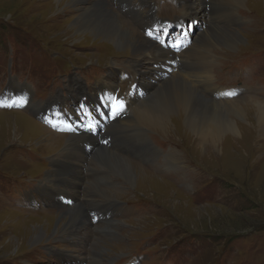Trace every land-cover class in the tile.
<instances>
[{"label":"rangeland","instance_id":"1","mask_svg":"<svg viewBox=\"0 0 264 264\" xmlns=\"http://www.w3.org/2000/svg\"><path fill=\"white\" fill-rule=\"evenodd\" d=\"M96 1L83 0L77 5L74 0H0V83L5 85L8 79L11 82L10 74H14L16 81L27 80L33 84L38 94L34 91L38 101L28 100L27 96L23 99L19 91L24 89L23 94L30 92V85H17L16 81L11 84L15 88L10 87L9 93L5 90L2 94L3 97L9 95V102L14 98L28 102L24 103V108L20 104L13 109H0V264H72L66 257L69 254L79 258L77 260L81 264H264L263 141L253 145L254 152H247L252 147L249 142L243 143L244 151L237 152L233 141L226 140L223 153H211L201 150L180 124H170L165 133L144 126L143 138L135 130V124L131 130L117 129L114 123L117 117L106 125L99 137H95L92 131L83 130L63 135V132H55L35 119L30 115L32 111L26 112V107L44 106L41 101L58 92L68 98V106L78 101L75 111H84L80 116H93L94 112L99 125L100 111L96 112L94 108H100L101 112L109 115L115 80L125 76V69L135 78L134 89L141 95L140 99H136L137 103L147 100L153 93L141 89L147 88L146 85L149 87L155 79L163 78H158L159 72V75L155 74L153 59L144 52L134 54L127 49L116 50L103 39L73 33L70 28L74 17ZM113 1L106 0V3L116 17L135 29L139 40L140 37L147 39L148 36L133 25L138 24L137 20L126 10H119V0ZM215 1L216 4L211 3L212 8L220 6V13H215V10L208 13L204 6L197 8V4L191 3L188 8L201 16L200 21L188 16L182 29L174 31L170 27V33L174 31L173 36L176 34L175 38L182 45H187L184 39L187 32H191V42L198 30L213 26L211 17L220 15L221 22L214 27L236 32L241 42L232 49L216 41L207 44L213 65L216 63L211 70L214 81L218 86L242 85L250 89L233 99L222 95L215 98L211 94H216L220 88L212 79L216 88L214 92L207 94L202 88H198V92L215 102L264 104V94L258 96L253 92L264 93V67L255 73L251 67L254 61L246 59L253 58L255 51L264 49V0H242L239 5L224 0ZM155 2L154 13L163 18L172 17L171 13L181 15L183 12L184 15V12L190 11L185 3L180 7L173 0ZM233 10L237 21L230 18ZM227 13L229 17L224 23L222 18L226 20ZM125 15L131 17L133 24ZM173 36L169 34L163 43L154 37L152 40L173 52L175 49L170 46ZM130 58V64L122 65L127 64ZM103 68L102 73L96 71ZM73 77L89 85L88 89H83V86L70 88L69 93L75 100L69 98L66 86L67 80ZM76 78L73 79L74 85L78 83ZM99 79H105L112 87V91L105 94L107 97L103 98L99 90L100 83L96 82ZM137 79L145 84L137 86ZM129 82L126 81V84ZM91 86L93 89H89ZM124 88L125 95L129 97L125 101L129 102L132 97L129 95L130 86L128 88L127 84ZM84 93L88 97L81 104L79 99ZM91 98L94 102H89ZM62 99L56 95L49 105L58 108ZM128 109L125 107L124 111ZM85 112L90 114L87 116ZM12 119L20 120L18 136L13 135L12 127L8 129L7 121L12 123ZM109 133H112L109 135L110 142L115 146L142 156L156 153L158 149L160 152L150 165L133 160L138 157L125 150L118 153L116 148H106L98 142ZM72 135H87L88 139H94L88 140V143L91 141L90 146L83 148L79 138L72 143ZM151 142L162 145L165 150L161 152V148ZM100 148L130 161L157 180H153L152 184H142L135 178L128 185L95 154ZM171 151L172 154L178 153L174 165L172 160L167 163L163 159ZM93 171H97L98 175H89ZM182 172L189 177L188 184L181 181ZM31 184L38 192L36 199L43 195L38 200L41 206L35 209L37 211H32L34 207L29 209L20 205L24 200L20 192ZM46 184L55 190H62L66 201L48 202L43 192ZM76 205L84 210L85 215H88L87 208L103 207L96 210L102 211V214L108 210L107 213L117 216L113 217L110 227L104 221L93 224L89 218L88 222L86 219L76 220V229L69 228L72 222L59 216ZM77 222L84 223L86 228L78 227ZM72 232H77L78 238L72 236ZM35 233H42L43 240L34 242ZM92 252L96 255L95 261L91 260Z\"/></svg>","mask_w":264,"mask_h":264},{"label":"bare ground","instance_id":"2","mask_svg":"<svg viewBox=\"0 0 264 264\" xmlns=\"http://www.w3.org/2000/svg\"><path fill=\"white\" fill-rule=\"evenodd\" d=\"M81 1L83 0H79V2L78 0H74L73 3H77V5H79ZM144 1L149 4V0ZM182 1H184L187 10H190V8H188V5H190L191 3L197 4V8L200 5L201 7L204 6V9L208 13H211L213 12V10H215L214 8H212L213 5L211 4H216L215 0ZM224 1L237 5L242 2V0ZM139 9L140 8L131 6L128 7L127 10H132L139 14ZM232 13H234V10L230 13L231 20L235 18L234 20L237 21L238 17L235 13L233 16ZM183 16H189V18L191 17L193 20L198 18L199 21L201 18V16L197 15L196 11L194 12L192 10H190L188 13L184 12ZM228 17L229 14L227 13L225 19L227 20ZM211 20L213 26H208L203 31L198 30L195 34V39L191 42H189L191 32H187L184 36V39L187 41L188 46L185 49L180 50L179 54H174L173 52H170L169 47L164 45V48H162L158 45L157 42H154L152 40V37L150 36H148L147 39L144 37H140L139 40V37L137 36L138 34L136 33L135 29L126 26L122 20L117 18L115 13L109 8L106 0H97L92 5L88 4V6L85 7V9L79 15L74 17L70 28L73 30L74 34L79 36L91 35L96 37L97 39H103L106 42H110L113 45V48H115L116 50L127 49L129 51H133V53L135 52L134 54L144 52V55H148L153 59L156 71L155 74L159 75L158 72L160 73V76L158 78H160L161 76L163 77L158 81L157 79H155L156 81H154L153 84H150L149 87L146 85L147 88L141 89L142 91H146L150 94L153 91L151 95L149 94L150 96L147 100L144 99L137 103L136 99H140L141 95H139V93H137L135 90L132 91V97L129 102L125 101L124 99L120 100L123 102L124 106L129 109L125 117H117L114 120L117 129L125 128L131 130L132 126L135 124V130L139 133L140 137L144 138V126H148L151 129L153 128L155 131L159 130L165 133L164 130L169 129L168 126L170 124H180L182 125L180 127L186 129V131L190 134L189 136H192L193 142L196 143V145H198L201 150L205 149L206 151H209L211 153L219 151L223 153V151L225 150L224 144L226 140L233 141V145H235L237 152H242L245 150L243 143L249 142L250 145H252L250 149L247 148L249 149L247 152H254L253 145L255 143L263 141V143H261V146L264 145L263 103L249 101L247 103H243L240 101L215 102L204 98L198 92V88H203L208 93H212L216 89L212 84L213 76L211 72L214 61H212V55H210V53L207 51L209 47L207 44H210L209 42L216 41L223 47L232 49L235 48V45L239 41L241 42V37L236 32H231L229 30L214 27L217 25V22H221L220 15L211 17ZM222 20L223 22H225L224 18H222ZM179 25L182 26L183 21L178 24V26ZM197 25L198 23L196 24V26ZM163 29H166V35L168 37V35L170 34V27H160V29L154 31V33L156 32L158 35H160L163 32ZM160 38L163 39L164 35L161 34ZM135 62L138 66L139 61L136 59ZM174 62L176 63V66L174 65ZM133 67H135V64L133 65ZM133 71L135 75L138 76L137 72L135 70ZM98 82L100 83L99 90L103 94V98L107 97L105 94L108 95V93L112 91V87L109 86L110 83H108L105 79ZM144 84L145 83L143 81H139L137 79V86H143ZM137 89L138 88H136V90ZM89 102H94V98H91ZM43 107L44 106L36 104L35 106H33V108H26L30 109L37 117L44 115L50 116V113L46 112L47 108L43 109ZM10 120L11 119H9V121ZM19 121L20 120L16 119L13 120L12 123L7 121L8 129L12 127L13 135L15 136H18L19 133V126L21 125H19ZM76 138H79V141L83 148L89 147L91 141L88 143V140L94 139L91 137L90 139H88L87 135H84L83 137H81V135H72L70 136V140H72V143L77 140ZM70 146H72L71 143ZM67 150L68 147L65 149V151ZM95 154L103 163L108 164V166L111 167L118 175H120L121 178L128 182V185H131L135 178H137L142 184H152V181L156 179L150 176V174L144 171L142 168L139 169L130 161L105 149L100 148L96 151ZM177 155V152L175 154H172L171 151V153L166 155V157L163 159H165L167 163L172 160V164L174 165V161L176 162L175 157ZM181 176V181L185 184H188L189 181L187 179H189V177L186 176L183 172ZM89 209L92 210L93 208ZM106 211L108 210H105L104 213L108 215L109 213H106ZM126 213L128 214L129 212ZM60 217L68 218V220L72 222H70L71 225H69V228L73 227L74 229H76V220L80 221L81 219H86L87 222L89 220V216L84 214V210H82L79 205H76L74 208H70L66 212V214L60 215L59 218ZM104 222L109 227L112 226V220ZM77 223L78 227L82 229L86 228L84 223ZM71 235L78 238L77 232H72ZM66 236L69 237L67 231ZM43 237L44 235L42 233L36 234L33 240L34 242H37L41 239L43 240ZM62 254L65 255L68 253L63 252ZM76 256L78 257L79 255ZM66 257L67 259H69V261L71 260L72 264H81L77 260L79 258H76L70 254ZM95 257L96 255L94 254V252H92L91 260L95 261Z\"/></svg>","mask_w":264,"mask_h":264},{"label":"snow or ice","instance_id":"3","mask_svg":"<svg viewBox=\"0 0 264 264\" xmlns=\"http://www.w3.org/2000/svg\"><path fill=\"white\" fill-rule=\"evenodd\" d=\"M224 95L226 96H235L236 93L235 92H226L224 93ZM27 101H21V106L23 105V103H26ZM15 102L13 104L10 105H6L7 107H12L14 106ZM5 105L0 104V107H3ZM111 111L109 113L111 118H114L116 115L120 114L123 110H124V104L122 101H120L118 98L114 99L112 104L109 106Z\"/></svg>","mask_w":264,"mask_h":264}]
</instances>
